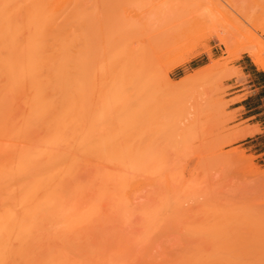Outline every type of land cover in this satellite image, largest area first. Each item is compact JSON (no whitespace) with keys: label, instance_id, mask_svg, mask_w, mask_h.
<instances>
[{"label":"rangeland","instance_id":"rangeland-1","mask_svg":"<svg viewBox=\"0 0 264 264\" xmlns=\"http://www.w3.org/2000/svg\"><path fill=\"white\" fill-rule=\"evenodd\" d=\"M149 1H69L73 12L72 20L75 27L74 81L72 88L73 142L75 150L87 151L86 153L88 154L86 155L88 156L86 157H88L89 166L108 168L106 169L107 173L108 170L116 171L114 167L117 165L115 166L114 161L119 163L118 166H121L120 163L122 161L130 160L132 157L136 160L141 159V161L143 158H149L153 160L154 164L161 166L158 172H153L154 174L146 178L147 181L143 179L139 172L138 174L141 177L139 175L137 177L135 176L136 178L132 179V181L130 178L127 179L130 180L131 184L128 183L130 186H125L126 183H124L125 185L123 184V187L127 188H125L126 190L123 188L119 189L120 186L117 183L112 185L113 188L108 185L111 190L105 187L109 191L107 192L108 196L105 195L103 198L104 201L100 200V202L102 201L101 206L97 203L96 205L100 207V214L104 215L101 216L105 217L106 213V216L110 217L109 219L107 217L106 219L100 217V219H105V222L109 220L108 223L111 221V225L109 227L102 226L101 229L97 227L98 229L95 231L92 228L95 224H91V228L96 232V235L99 229L100 232L103 231L102 236L99 233L97 235L98 238L96 236L92 237V240H94V237L97 238L96 240L98 242L96 243L94 241V243L102 244L103 246L93 247H99L100 249V247L104 248V246H107L104 251L102 250L103 254L105 253V256L110 259L111 252L113 254L115 252V254H118L117 257L112 255L111 259L115 261L116 258H121V261L126 260L131 262H137L142 259L145 262L149 260L150 262L167 261L172 258L173 260H180L183 259L182 254L187 252L185 251L188 248L187 246L195 243L192 238H196V242H199L201 247L196 243L195 246L198 247L195 248L194 246V248L198 249L200 247L199 250L201 253L199 252V260L201 262L202 260L203 262L205 260H212L213 262L215 260L225 262L251 261L253 254L258 253L256 252L258 249L256 238L245 234L242 239H238L234 233H230L231 229L229 227L232 226L231 228L234 229L235 224L239 222V218L237 221H234V224H230V226H226L227 223H224L217 225V227L215 225L216 223H213L216 222L213 217L215 214L209 210L212 214L207 212L210 216L208 217L207 215L206 217L205 212L208 209L212 210L210 207L212 205L210 203L212 199L213 202L216 200L219 203L220 208L221 205L223 208L224 204L222 203H225V201L227 205L231 202L228 206L224 205L225 208H223V211L227 209L225 210L227 211L226 213H228L230 208L231 212L237 211L238 214H251V216L264 213V100H261L264 94L259 93L256 90L257 87L251 86L253 83L250 82L252 74L257 77L261 76L264 79V70L253 64L252 58L244 53V49L247 47H255L259 43L264 44V33H262L264 32V0H192L194 2H192L193 4L199 3L200 6L199 4L198 6L201 9L197 8L199 16L191 10L194 15L191 14L190 17L192 18L193 16L192 19H194L196 25L191 29L189 28L184 34L182 33L181 35L183 36L175 37V39L172 37L174 40L172 39L173 41L170 45L166 42L167 44L164 45H166L167 51L164 50L167 53L161 50V52L164 51L162 52L164 55L167 54V57L164 56V59L167 58L168 61L171 60L173 62V60H176L174 63H179V59H182V61L180 60V64L176 63L177 65L169 61L170 64L174 65L170 67L171 69L163 66L164 71L167 72L169 70L168 75L174 83L179 81L181 83H177L176 91L174 93L170 92L171 94L169 91L168 94L167 91H164L166 85L163 84H159L152 89L137 91L130 98L129 105L126 108L128 112L123 116L125 120L121 123L122 127H119L117 122L105 120L104 117L110 112V110L107 112L108 105L104 112L101 110L102 103L99 94L101 91V80H99L100 82L96 80L98 78L96 77L98 76V71H100V66L96 67L100 63L99 50L101 45H103L102 43H105L104 37L108 39L114 36L110 35L112 33L111 31H114L115 27L119 26L120 23L122 24L126 19L133 21L136 15V19L138 20V15L145 13V8H149L147 7L149 6ZM38 2L40 0H0V4H2L0 5V15L1 12L5 14L2 17L0 16L1 20L3 18L6 19V12L10 13L12 11L14 13V19H11L9 15V20H16L18 14L20 13L19 16L21 15V12L15 13L17 11L14 10L16 7L34 5ZM147 2L148 4L145 7ZM2 7L4 10L7 7L9 9L7 8L6 12H4V10H1L3 9ZM10 8L13 10L9 11ZM142 9L144 12H142ZM18 10L20 11L21 9ZM195 15H197L199 20ZM140 18H142L141 15ZM79 21L84 22L83 27H86V29L83 28L85 35H81L82 38L78 33ZM194 22L192 21L191 23L195 24ZM8 23L10 24V21ZM4 26L7 27V23ZM1 35H3V32ZM177 35L179 36V34ZM9 37L10 35L7 39L10 40ZM221 40L227 41L228 46ZM161 52H158V55ZM261 52L262 57L264 56V48H262ZM177 58H179L178 61ZM96 62L99 63L95 64ZM243 63L247 65L246 69L241 67ZM79 64L81 68L78 67ZM95 69L96 76L94 75V77H96V82L93 84L92 71H95ZM251 69L254 72H251ZM119 132H121L122 143H120V139L118 140L120 136H117V134ZM105 138L108 145H105L104 151L100 149V143ZM116 142L120 145L119 150L121 149L123 152L122 157L119 156V152L115 153L118 149ZM193 149H197L195 150L196 152ZM114 150V153L119 156L116 155L119 159L114 157ZM188 150L192 153L191 155ZM187 152L188 155L185 156ZM113 158H116V160L112 161ZM107 160L111 165L106 162ZM202 161L205 162L204 165L206 166H203ZM143 162H146V160L143 159ZM110 173L113 175L115 172L113 173L111 171ZM124 191L125 193H121ZM201 191L203 192L201 193ZM109 193L112 196L115 193V197L119 194L120 201L118 200L119 196L116 197L117 201L114 196V199L112 196H109ZM106 198H108V201ZM109 199L113 200L112 203ZM144 201L147 203L146 205ZM150 201L152 202L150 203ZM238 202H241L243 205ZM143 203L145 207L141 206ZM202 203L203 205L204 203L206 205L210 203V208L207 205L206 208L208 209L204 208L206 210H201ZM149 204L151 205L149 206ZM152 205L155 209L151 208ZM163 205L166 207L165 209L162 208ZM214 208L216 209L214 210ZM159 209L164 214V216L162 214L161 220L159 218L161 213L160 215L158 214ZM146 210H148L149 214L153 215V218L156 219L157 217L156 220H153L155 224L161 225L159 226L160 229L158 232V226L151 223L153 227L150 225V231H153L152 228L154 231L147 234L148 236L145 235V230H147V233L149 232L148 227L150 223H144L146 221V217L144 216L147 212ZM150 210H152L151 212L154 210L156 212L158 211V215L154 216L153 213L155 211L151 213ZM213 210L214 213L216 211L218 212L215 206ZM141 213H144L143 216L145 218L143 219L142 217L144 221L140 220L139 217H135L142 215ZM171 214L176 216V218L179 215V219L173 220L174 216ZM125 215H129V217L130 215H134L135 220L132 218V223H135L133 224L134 226H131V223L130 226L129 224L128 226L125 224L127 219L129 222L131 221ZM194 215H197V217H193L195 222L192 220V216ZM228 215L235 214L229 213ZM236 215L234 220L237 218ZM166 216H172V218L169 217L172 220L165 218L167 219L166 221H169L165 222L164 219V222H162V218ZM244 216L242 215L240 218L242 221L239 222V227L238 225L236 226L238 228H244L243 230L245 232H249L250 226L246 225L243 219ZM158 219L162 223L157 224L156 221H159ZM101 220L100 222L102 223ZM147 220H149L147 222H150L152 219L150 220L147 217ZM179 220L180 222L184 221L182 224H186V220L189 222L191 220L189 223V228L191 227V229H187V225L184 229H187V232L185 231L186 233L189 232L186 236L181 233L184 231L182 227L184 228L185 226ZM177 221L181 226H173L174 223L178 224ZM192 222L194 223L192 224ZM208 222L210 225L207 224ZM96 223L98 225L99 221ZM101 223L98 226H101ZM162 224L164 227L165 225L167 226L164 229V232H166L165 236H162L163 233L160 232L164 228ZM211 224L213 225L212 227ZM178 227L182 231H178ZM94 228L96 227L94 226ZM103 228H111L107 231L113 230L112 233H115H113L114 237L110 235L111 238L105 239V236L109 237L108 234L110 232L104 235L105 231ZM211 228L214 232V237L212 236V238L210 237L208 239L209 237L207 236V240L205 239V235ZM231 231L233 232V230ZM94 232L92 231V235ZM122 232L125 235L121 236ZM133 232L134 234L130 235ZM197 232L199 233V237ZM226 232H229V234ZM151 233L153 235H150ZM117 235L120 242L116 238ZM124 236L125 238H123ZM187 237L191 238V243ZM92 240L90 241L91 245L94 244ZM103 240L105 242L104 244ZM150 243H152V246ZM142 246L144 247L139 248ZM174 246L177 248L173 249ZM202 246L204 247V253L202 252ZM148 247H150V250ZM209 250L210 254H208ZM233 250L234 252H232ZM235 250H238V252H235ZM163 251L166 253L163 254ZM205 251H207L208 255H205ZM101 253L99 252V254ZM216 253L219 256H215Z\"/></svg>","mask_w":264,"mask_h":264},{"label":"bare ground","instance_id":"bare-ground-1","mask_svg":"<svg viewBox=\"0 0 264 264\" xmlns=\"http://www.w3.org/2000/svg\"><path fill=\"white\" fill-rule=\"evenodd\" d=\"M69 1L70 0H40V2L34 5L16 7V9H14L17 10L15 13L21 12L20 16V13L18 14L17 19L15 17L16 20H9V15L11 19H14L13 11L10 13L6 12V9H9V7L5 10L3 7V9H1L7 13V16L6 19L3 18L1 20L2 15H5L1 12L0 264H264V213H260L258 215L254 214V216H251V214H238L237 211L234 212L233 210V212H231V208L228 213H226L227 211L225 210L227 209L223 211V208H225L224 205H227L225 204L226 201L225 203L221 202L224 205L223 208L221 205L222 210H220L221 208L219 203L215 200L218 204L217 206L212 199L211 202L208 199L212 205L210 203L207 204L208 208L211 207L212 210L206 208V203H204L205 207H203L204 205L202 203L200 209L203 211L208 209L205 212L206 217L207 215L209 217L212 213L215 214L213 217L216 222L213 223H216V226L224 223H227L226 226H230V224H234V221H237L238 218L239 222H241V216L245 215L243 219L246 225L250 226L249 232H245V230H243L244 228H238L240 224L239 222L235 224L234 229L231 228L232 226L229 227L233 230V232L230 229L229 230L230 233H234L235 237L237 236L236 238L238 239H242L245 234L256 238L258 243H256L258 245L256 252L258 253L253 254L251 261L225 262L215 260L213 262L212 260H205L203 262L202 260L201 262L199 260V248L201 246L199 245V242H196V238H192L195 241V243L192 244L190 240L191 238H188L189 236L187 238L190 240L191 245L186 248L189 251L183 248L187 252L182 254L183 259L179 258L180 260H173L172 258L167 261L150 262L149 260L148 262H145L142 259L137 262H131L126 260L121 261V258H116L115 261L111 260L112 255L117 257L118 254H115V252L114 254L111 252L110 259L105 256V253L103 254L102 250L104 251L107 246H104V248L100 247V249L99 247L95 248L96 246H103L102 244H96L98 242L96 240L98 238L97 235L100 233L99 235L102 236L103 234V231L100 232L101 227H109V225H111V221L108 223L109 220H106L107 222H105L106 217L107 219L110 217L106 216V213L105 217H103L104 215L100 214L101 211H99V206H101V202L104 201L103 198L105 195L108 196L107 192L109 191L106 190L105 187L109 188L108 185H110V187L113 188L112 185L117 183V185L120 186L119 189H125L126 187H123L124 183H126V185L124 184L125 186H130L131 184L130 180L127 179L130 178L132 181V179L136 178L138 175L140 176L138 172L141 173L143 179H146L150 175L154 174L153 172H158L161 166L154 164L153 160H150L149 158H143L146 162L142 163L143 159L141 161V159L136 160L133 159V157L130 160L122 161V163H120L121 166H118L119 163L114 160H116L119 156L122 157L123 152L121 149L119 150L120 145L117 141L118 143L116 142V144L118 145V151H113V155L116 158L112 159L115 166L117 165L114 167L116 171L108 170L107 173L106 169L108 168L104 169L105 167L103 168L101 166H89V160H87L88 157H86L88 156L86 155L88 154L86 153L87 151L75 150L73 142L72 108L75 27L72 20L73 12ZM192 2V0H152V2L150 0L149 4L147 2L145 5V7L147 4L149 5L147 6L149 7L147 8L149 10L143 6V8H145V13L139 14V17H137L138 20L136 19L137 15L134 16L136 20L134 18L133 21L126 19L125 22H122V24L118 23L119 26L115 27L114 31H111L112 33L110 35L114 36L109 38L107 37L109 40L104 37L105 43L101 42L103 45H101L99 50L100 63H95L100 64L96 66H100V71H98L99 73L97 72L98 76H96V69L95 71H92V83L94 84V82H96V77L99 78L96 79L98 82L101 80V84L99 83L101 85V91L99 93L101 97L100 101L102 103L101 110L104 112L107 109V105V112L110 110L109 114L104 117L105 120L115 121L119 124V127H122L121 123L125 120L123 116L128 112L126 108L129 105L130 98L135 95L137 91L152 89L157 87L159 84L166 85L164 91H167V94L168 91L169 93H174V91H176L175 89L178 86L177 83L181 82L179 81L174 83L168 75L169 70L167 72L164 71L163 66L171 69L170 67L174 66L172 64H176L177 62L174 63L176 60H173V62L169 60L172 63L170 64L167 58L164 59V56L167 54L164 55L162 52L166 50V45L164 44L168 43L170 45L175 37L183 36L181 35L182 33L184 34L185 31L196 25L194 19H192L193 16L191 18L190 15L193 14L192 12L198 15L200 4H193L194 2ZM152 3L154 4L150 7ZM18 9L21 10L19 11ZM11 10L13 9L10 8L9 11ZM191 10L193 11L191 12ZM142 12H144L143 9ZM140 15L142 18H140ZM197 15L195 16L197 17ZM9 21L10 24L8 23ZM192 21L195 24L191 23ZM6 23L7 27L4 26ZM83 23L81 21L78 23L79 36L85 35L84 29H86V27H83ZM261 29L259 30L262 32ZM2 32L6 37L1 35ZM176 34H179V36H176ZM9 35L10 40L7 39ZM172 37H174V39ZM1 40L4 42L2 43ZM221 41L228 46L227 41ZM256 46L245 48L244 53L252 58L253 64L264 70V58H262L264 56L261 57V51L262 48H264V44L259 43ZM161 50L164 51L161 52ZM154 52H157V55ZM158 52H161L162 54H160L162 56L160 54L159 56ZM178 59L179 58H177V61ZM180 60L182 61V59H179V63L177 64L181 63ZM78 67L81 68L80 64ZM94 75L96 77H94ZM117 136H120L118 140L120 139L119 141H121V132H119ZM120 143H122V141ZM105 145H108L106 138L101 141L100 149L104 150V147H106ZM189 151L190 150H188V152ZM114 152H119V156ZM188 152L185 156L188 155ZM189 154L191 155L192 153L189 152ZM135 160L139 161L137 162L138 164ZM203 161V166H206ZM106 162H108V160ZM109 165L111 164L109 163ZM205 168L202 169L206 170ZM103 171L106 173H103ZM109 171H112L113 173L115 172V176L113 177L114 174L111 175L112 173ZM109 173L111 176H108ZM109 190L111 189L109 188ZM118 192L120 193L119 190ZM202 192L203 191H201V193ZM121 193H125V191ZM109 194V196H112L111 193ZM114 195L116 194L114 193L113 196ZM117 196H119L118 200L120 201V195L118 194ZM107 199L108 198H106V200ZM100 200L102 201L100 202ZM109 200H111L112 203L113 200ZM151 202L152 201H150V203ZM96 203L99 204V206L96 205ZM144 203L141 204V206L145 207L147 203H145V205ZM230 203H228V205H230ZM238 203L242 204L241 202ZM150 205L151 204H149V206ZM209 205L211 206L209 207ZM214 206L217 207L218 210L216 213H214L216 208L213 210ZM151 208L155 209L153 205ZM162 208L165 209L166 207L163 205ZM148 210L146 211L148 212ZM209 210L212 213L209 212ZM151 211L152 210H150V212ZM154 211L156 215L153 213ZM154 211L151 212L154 216H157L158 214L160 215L161 213L159 217L161 220L163 211L159 209L158 214V211ZM147 212L145 215L144 213H141L142 215L135 216L139 217L140 220H143L146 217V221L143 220L144 223H150L148 227L149 232L147 233V230H145V235L154 231L153 228V231H150V225L151 223L155 224L153 221L155 218H153V215L149 214V212L147 214ZM207 212L210 214H207ZM229 213L235 215L237 214L239 216L236 215L237 218L234 220L235 215L230 216L228 215ZM133 216L130 215L131 218L129 215L127 216L131 220L130 222L128 219L126 220V218H124L127 226L128 224L129 226L131 224V226H134L133 224L135 223H132V220H135V218ZM177 216L178 218L174 216L175 218L173 217V220H178L179 215ZM186 216L188 217V215ZM100 217L105 219L101 220ZM147 217L152 220L147 222L149 221L147 220ZM169 217L172 218V216L163 217L162 222H164L165 218L170 219ZM193 217H197V215L192 216V218ZM160 220L156 221L157 224L162 223ZM166 220L167 219H165V222L169 221ZM183 220L185 219L183 218ZM192 220L194 221V218ZM98 221V225L101 223V226L96 225V222ZM179 222L178 224L174 223L173 226L180 225ZM182 222L184 223V221ZM182 222L180 223L182 224ZM190 222L186 220V224H182L185 226L184 228L182 227V229L184 230L188 226L187 229L190 230ZM194 222H192V224ZM91 224L95 225L92 226ZM207 224H209V222ZM236 225H238V227ZM91 226L95 231H97V227H100L97 235L96 232L92 230ZM94 226L96 228H94ZM156 226H158L157 231L159 232V226L161 225ZM212 226L213 225L211 224V227ZM165 227L167 226L165 225ZM165 227L161 229L162 231H160L163 233L162 236L166 235V232H164ZM179 227L178 231L181 228ZM103 229L105 231L104 235H107L110 232L108 234L109 237L105 236V239L114 237V232L112 233L113 230L107 231L111 228ZM187 229L180 231H182L181 233L186 236V234L189 233H186ZM92 231L94 232L93 235ZM215 232H217V230H215ZM226 233L229 234V232ZM131 234H134V232L130 233V235ZM213 234L214 232L212 228L211 230L209 229L206 235L204 234L205 239L208 237V239H210L212 236L214 237ZM123 235L125 234L122 232L121 236ZM150 235H153V233ZM93 236H96L97 238L94 237V240H92ZM116 238L120 242L118 235ZM123 238H125V236ZM91 240L93 243L96 241V243L91 245ZM104 243L105 242L103 240V244ZM196 243L200 246L198 249H195L198 247L195 246ZM150 244L152 246V243ZM240 245L242 246V244ZM143 247L144 246L139 248ZM139 248H137V250H139ZM148 248L150 250V247ZM176 248L177 247L174 246L173 249ZM202 249L201 250L204 253V247ZM164 251L163 254L166 253H164ZM99 252L102 253L99 254ZM208 252V254H210V250ZM232 252H234V250ZM235 252H238V250H235ZM208 254L207 251H205V255ZM215 256L219 255L216 253ZM200 257L203 258L202 255H200Z\"/></svg>","mask_w":264,"mask_h":264},{"label":"crops","instance_id":"crops-1","mask_svg":"<svg viewBox=\"0 0 264 264\" xmlns=\"http://www.w3.org/2000/svg\"><path fill=\"white\" fill-rule=\"evenodd\" d=\"M241 67L243 69H246L247 68V65L243 63V64H241ZM251 72H254V70L251 69ZM250 82L253 83L251 86L257 87L256 90H258L259 93L264 94V79H262L261 76L257 77V76H254L252 74V79L250 80ZM261 100H264V97H262Z\"/></svg>","mask_w":264,"mask_h":264}]
</instances>
